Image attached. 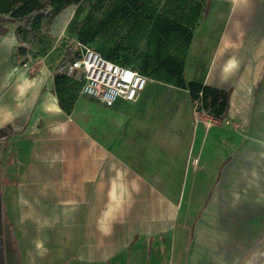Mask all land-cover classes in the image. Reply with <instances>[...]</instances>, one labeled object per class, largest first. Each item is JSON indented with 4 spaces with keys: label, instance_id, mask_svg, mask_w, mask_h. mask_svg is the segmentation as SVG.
<instances>
[{
    "label": "crops",
    "instance_id": "crops-1",
    "mask_svg": "<svg viewBox=\"0 0 264 264\" xmlns=\"http://www.w3.org/2000/svg\"><path fill=\"white\" fill-rule=\"evenodd\" d=\"M203 4L183 73L224 91L223 113L152 78L110 106L78 90L80 176L57 168L78 102L17 63L0 20V264H264V0Z\"/></svg>",
    "mask_w": 264,
    "mask_h": 264
},
{
    "label": "trees",
    "instance_id": "trees-1",
    "mask_svg": "<svg viewBox=\"0 0 264 264\" xmlns=\"http://www.w3.org/2000/svg\"><path fill=\"white\" fill-rule=\"evenodd\" d=\"M82 1L0 0V20L6 18L11 21L18 40H24L27 35L39 34L50 28L55 17L66 8ZM201 7L202 12V0H116L108 13L120 16L133 25L140 23L136 38H144L145 46L137 52L134 62L128 57L122 62L118 61L119 50L116 48L109 54L95 50L105 59L129 66L149 78L189 89L193 99H200L198 107L220 115L227 105L225 92L187 81L183 73L185 55ZM96 33L91 32V25L88 24L77 30V40L89 45L88 41ZM71 49L70 63L78 56L75 46L68 47L66 53H70ZM17 50L23 52L19 46ZM59 69L61 66L53 71L54 93L61 108L69 112L75 98L74 82L71 75L59 72ZM80 85L81 80L78 90Z\"/></svg>",
    "mask_w": 264,
    "mask_h": 264
},
{
    "label": "rangeland",
    "instance_id": "rangeland-1",
    "mask_svg": "<svg viewBox=\"0 0 264 264\" xmlns=\"http://www.w3.org/2000/svg\"><path fill=\"white\" fill-rule=\"evenodd\" d=\"M116 0H83L77 5L66 8L61 14L54 18L50 28L42 30L39 34L27 35L24 40H19V47L23 52L16 51V61L19 65L27 66L33 69L41 65L51 71L57 66H61L59 72H66L72 76L74 82V103L77 101L75 112L70 116L68 126L59 131L57 138L58 153L57 157L67 158L64 162L57 163L58 169H65L68 163L73 162L74 172L80 176L82 174V128H81V98L78 94V86L81 76L78 72H70L69 64L72 58V49L70 53H66L68 47H73L77 40V30L88 24L91 25V32H97L94 37L88 41L89 46L97 49L101 53L109 54L111 50L118 49V61H124L128 57L134 62L136 54L145 46L144 38H136L138 36L139 24H132L129 21L114 16L109 12L110 7ZM204 3V0H202ZM258 5H255L256 9ZM77 13L74 14V11ZM201 10L196 17L195 24L201 18ZM264 12V9H263ZM18 48V47H17ZM110 106L112 104H104ZM107 136H112L110 132ZM112 145V141L107 142ZM54 156L55 154H51ZM106 157L112 158L110 151L107 149ZM109 174L112 173V165ZM61 170H59L61 172ZM57 171V173H59ZM112 175V174H111ZM77 176V178H79ZM77 182H80L78 180ZM59 199V196H58ZM126 203V201H122ZM114 197L111 192L107 191L106 205H113ZM157 215V214H155ZM160 215V214H158ZM107 219V223L112 225V214Z\"/></svg>",
    "mask_w": 264,
    "mask_h": 264
},
{
    "label": "built area",
    "instance_id": "built-area-1",
    "mask_svg": "<svg viewBox=\"0 0 264 264\" xmlns=\"http://www.w3.org/2000/svg\"><path fill=\"white\" fill-rule=\"evenodd\" d=\"M74 46L78 56L69 64V71L81 76L79 93L100 103L135 101L150 79L129 66L105 59L94 48L78 40Z\"/></svg>",
    "mask_w": 264,
    "mask_h": 264
},
{
    "label": "snow or ice",
    "instance_id": "snow-or-ice-1",
    "mask_svg": "<svg viewBox=\"0 0 264 264\" xmlns=\"http://www.w3.org/2000/svg\"><path fill=\"white\" fill-rule=\"evenodd\" d=\"M125 79H127V77H125Z\"/></svg>",
    "mask_w": 264,
    "mask_h": 264
}]
</instances>
